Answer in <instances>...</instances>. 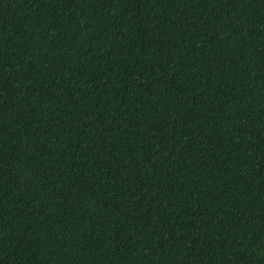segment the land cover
<instances>
[{
    "label": "trees",
    "instance_id": "16d2710c",
    "mask_svg": "<svg viewBox=\"0 0 264 264\" xmlns=\"http://www.w3.org/2000/svg\"><path fill=\"white\" fill-rule=\"evenodd\" d=\"M0 264H264V0H0Z\"/></svg>",
    "mask_w": 264,
    "mask_h": 264
}]
</instances>
